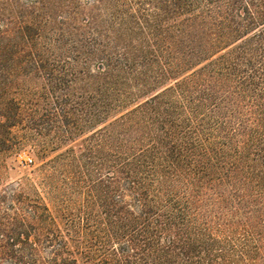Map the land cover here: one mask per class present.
<instances>
[{
  "label": "trees",
  "instance_id": "1",
  "mask_svg": "<svg viewBox=\"0 0 264 264\" xmlns=\"http://www.w3.org/2000/svg\"><path fill=\"white\" fill-rule=\"evenodd\" d=\"M40 114L86 160L0 264H264V0H0V154Z\"/></svg>",
  "mask_w": 264,
  "mask_h": 264
},
{
  "label": "rangeland",
  "instance_id": "2",
  "mask_svg": "<svg viewBox=\"0 0 264 264\" xmlns=\"http://www.w3.org/2000/svg\"><path fill=\"white\" fill-rule=\"evenodd\" d=\"M27 86L36 89L34 83H30ZM89 135L87 132H76L71 140L58 141L55 144H51L56 141L55 130L52 123L42 118L41 114L17 128L14 132L12 144H7L11 148L10 151L0 154V197H2V202H0V221L4 220L7 214L11 217L15 216V214L19 213L18 208L24 206V200L20 202L15 200V203H13L10 197L3 198L5 196L3 193L5 191L12 193L18 183L23 184L25 196L37 201V203L48 205L54 212L55 206H58L55 202L59 200L60 194L65 193L70 196L71 193L64 185L60 193L49 194L42 189L43 176L49 171L47 170L48 168H45V164L58 160L61 166H64L63 169L68 173V176L71 175V170H73L70 167L71 164L86 160L83 154L87 144H84L83 141ZM43 148L49 149L47 152H43ZM28 157L34 160L33 164L26 163L25 159ZM57 177L60 181L59 183H61V176L58 175ZM10 206H13L14 209H7Z\"/></svg>",
  "mask_w": 264,
  "mask_h": 264
},
{
  "label": "built area",
  "instance_id": "3",
  "mask_svg": "<svg viewBox=\"0 0 264 264\" xmlns=\"http://www.w3.org/2000/svg\"><path fill=\"white\" fill-rule=\"evenodd\" d=\"M25 161L28 164H33V162H34V160L32 158H30V157L26 158Z\"/></svg>",
  "mask_w": 264,
  "mask_h": 264
}]
</instances>
